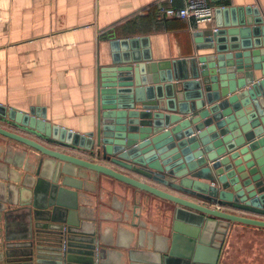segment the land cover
Segmentation results:
<instances>
[{
  "label": "water",
  "instance_id": "1",
  "mask_svg": "<svg viewBox=\"0 0 264 264\" xmlns=\"http://www.w3.org/2000/svg\"><path fill=\"white\" fill-rule=\"evenodd\" d=\"M215 14L188 58L129 50L147 37L113 40L124 53L98 67L86 134L0 104V217L23 215L29 238L12 253L0 235L5 264H109L122 245L103 237L105 218L91 209L100 188L146 229L125 264H221L237 229H264V16L252 5ZM119 212L118 229L129 221ZM88 223L98 235L80 237Z\"/></svg>",
  "mask_w": 264,
  "mask_h": 264
},
{
  "label": "crops",
  "instance_id": "2",
  "mask_svg": "<svg viewBox=\"0 0 264 264\" xmlns=\"http://www.w3.org/2000/svg\"><path fill=\"white\" fill-rule=\"evenodd\" d=\"M184 2L0 0V104L25 112L39 110L50 123L81 134L92 131L96 126L98 67L112 63L114 53L117 56L124 53L122 44L113 48V40L121 42L123 38L133 36L147 37L148 45L140 41L129 50L137 54L149 50L156 60L184 59L196 54L199 43L194 32L198 27L215 26L216 14L214 12L211 22L200 25L160 15L163 8L182 6ZM208 2L214 8L252 5L264 16V0ZM92 195L95 205L91 209L96 207V217H104L108 226L102 231L103 237L122 245L112 249L108 263L125 264L128 254L125 247L137 243L140 230L146 229L137 226L139 217L133 215L134 208L131 205L124 207L125 199L111 189L102 191L100 188ZM121 208L126 211L129 221L118 229L112 225V218L121 214ZM134 219L136 226L130 225ZM24 226H27V219L18 212L14 211L7 222L0 217V235L5 240L8 238L6 252H21V244L29 242ZM86 227L84 233L78 234L80 237L91 238L94 229L98 235L99 223H88ZM152 240L167 244L165 238L156 240L152 237ZM196 249L195 246L194 253ZM76 255L72 254L74 258ZM5 258V248L0 247V264H5L2 261ZM178 259L175 257L176 263ZM74 264L81 263L75 261ZM166 264L174 263L168 260Z\"/></svg>",
  "mask_w": 264,
  "mask_h": 264
},
{
  "label": "rangeland",
  "instance_id": "3",
  "mask_svg": "<svg viewBox=\"0 0 264 264\" xmlns=\"http://www.w3.org/2000/svg\"><path fill=\"white\" fill-rule=\"evenodd\" d=\"M251 229H237L233 233L221 264H264V232Z\"/></svg>",
  "mask_w": 264,
  "mask_h": 264
},
{
  "label": "built area",
  "instance_id": "4",
  "mask_svg": "<svg viewBox=\"0 0 264 264\" xmlns=\"http://www.w3.org/2000/svg\"><path fill=\"white\" fill-rule=\"evenodd\" d=\"M182 6H168L163 8L161 16L164 18L185 19L196 25L211 22L214 18L215 8L208 0H184Z\"/></svg>",
  "mask_w": 264,
  "mask_h": 264
},
{
  "label": "trees",
  "instance_id": "5",
  "mask_svg": "<svg viewBox=\"0 0 264 264\" xmlns=\"http://www.w3.org/2000/svg\"><path fill=\"white\" fill-rule=\"evenodd\" d=\"M257 231H263L264 232V229H256Z\"/></svg>",
  "mask_w": 264,
  "mask_h": 264
}]
</instances>
